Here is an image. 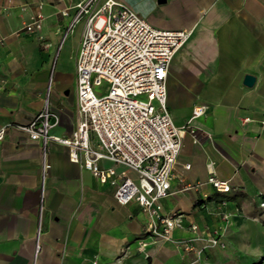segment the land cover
Listing matches in <instances>:
<instances>
[{"label": "crops", "instance_id": "crops-1", "mask_svg": "<svg viewBox=\"0 0 264 264\" xmlns=\"http://www.w3.org/2000/svg\"><path fill=\"white\" fill-rule=\"evenodd\" d=\"M117 1L156 28L193 32L170 65L168 107L177 127L187 124L194 108L205 106L206 112L192 123L198 142L191 135L183 142L176 168L183 182H171L173 195L162 204L164 212L184 216L175 241L196 237L191 224L200 227L203 241L192 242V251L172 242L139 251L149 217L136 202L119 205L109 184L70 161L68 148H43L10 130L0 142V264H242L237 247L258 250L264 243L237 246V234L258 231L256 219L264 216V0H159L174 7L167 21L138 0ZM75 2L0 0V127L30 123L49 94L60 116L50 134L69 137L76 130L83 25L65 37L69 19L61 15ZM40 5L47 48L23 31ZM246 75L256 77L253 87L244 85ZM211 172L233 190L216 192L208 184ZM185 185L200 187L182 191ZM198 200L207 208L200 209ZM215 230L226 249L207 244Z\"/></svg>", "mask_w": 264, "mask_h": 264}, {"label": "built area", "instance_id": "built-area-1", "mask_svg": "<svg viewBox=\"0 0 264 264\" xmlns=\"http://www.w3.org/2000/svg\"><path fill=\"white\" fill-rule=\"evenodd\" d=\"M38 9L23 31L35 35L47 48L42 35L45 16L41 5ZM61 15L69 19L65 37L83 25L76 58L77 128L69 137L50 134L60 116L51 109L48 94L44 108L30 123L1 126L0 142L10 130H16L43 148L50 143L68 148L70 161L92 172L102 184H109L119 205L136 202L148 215L145 237L138 241L139 251L159 242H172L177 248L192 251V242L203 241L200 227L191 224L189 231L196 237L175 241L173 231L184 227V216L164 212L162 204L173 195L171 182L176 178L183 182L176 169L183 142L187 135L198 142V130L192 123L206 112L205 106L194 108L187 124L177 127L168 107L169 68L192 30H161L117 0H76ZM43 158L47 171L46 150ZM103 162L111 166L104 167ZM190 169V164L184 166V170ZM208 184L218 193L233 190L213 172ZM198 187L185 185L182 191ZM196 205L207 208L200 200ZM221 237L219 230L210 232L207 244L224 249ZM197 253L200 256L202 251Z\"/></svg>", "mask_w": 264, "mask_h": 264}, {"label": "rangeland", "instance_id": "rangeland-1", "mask_svg": "<svg viewBox=\"0 0 264 264\" xmlns=\"http://www.w3.org/2000/svg\"><path fill=\"white\" fill-rule=\"evenodd\" d=\"M138 1L142 2L143 6L146 5L149 9H151L152 13H154V16L163 18L166 21L173 18L172 16L174 14V7L172 6L171 3L160 4L159 0H138ZM68 42L69 44H71L73 42V38L69 37ZM262 206L263 207L261 208L264 209V205ZM256 220H257L256 222L259 223V230L250 234L249 233L237 234V246H240L243 242L245 243L248 240H252L255 242L256 241L264 242V216L262 217L259 216ZM220 232L223 233L224 230L221 229ZM224 249H226V244ZM249 250L245 251L237 247V260L243 261L241 262L242 264H255L259 259H263V264H264V243L263 246L258 250H253V249L251 251ZM245 252H251L254 253L255 255H248Z\"/></svg>", "mask_w": 264, "mask_h": 264}, {"label": "water", "instance_id": "water-1", "mask_svg": "<svg viewBox=\"0 0 264 264\" xmlns=\"http://www.w3.org/2000/svg\"><path fill=\"white\" fill-rule=\"evenodd\" d=\"M256 82V77L253 75H246L244 78V85L247 87H253Z\"/></svg>", "mask_w": 264, "mask_h": 264}, {"label": "trees", "instance_id": "trees-1", "mask_svg": "<svg viewBox=\"0 0 264 264\" xmlns=\"http://www.w3.org/2000/svg\"><path fill=\"white\" fill-rule=\"evenodd\" d=\"M255 264H263V259H259Z\"/></svg>", "mask_w": 264, "mask_h": 264}]
</instances>
